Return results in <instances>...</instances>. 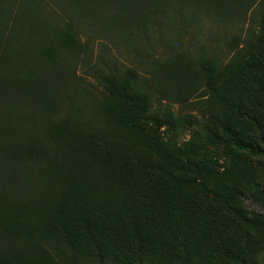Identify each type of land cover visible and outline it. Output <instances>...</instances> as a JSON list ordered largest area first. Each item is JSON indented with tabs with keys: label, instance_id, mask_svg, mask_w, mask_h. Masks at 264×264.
Wrapping results in <instances>:
<instances>
[{
	"label": "trees",
	"instance_id": "obj_1",
	"mask_svg": "<svg viewBox=\"0 0 264 264\" xmlns=\"http://www.w3.org/2000/svg\"><path fill=\"white\" fill-rule=\"evenodd\" d=\"M259 2L264 4V0H0V264H25L29 258H40L43 264H154L148 241L168 259L173 256L166 248L176 252L173 243L181 246L182 241L167 222L175 204L170 197L173 183L180 175L185 183L198 185L211 171L197 160L192 145L180 151L162 143L157 133L147 136L143 124L147 96L139 74L106 61L104 48L93 61L86 26L96 27L97 34L110 42L145 40L151 32L163 35L168 34L166 28H181L190 12L194 20L205 12L216 22H226ZM246 56L252 60L247 69L260 73V78L250 76L256 89L232 78L231 69L240 71ZM233 57L224 81L217 65L187 76L171 71L170 62H157L145 84L157 91H166L162 85L168 78L202 84L231 115L222 120L213 114L224 135L218 136L220 141L264 156V47L248 42ZM79 63L113 101L102 102L83 86ZM146 153L163 161L153 162ZM210 192L219 200L237 198V191L231 198L215 189ZM190 205L197 210L212 207L202 199ZM69 206L75 207L81 223L67 221L65 215L55 220L51 210ZM117 220L123 234L139 242L134 259L115 252L112 257L118 263H109L104 255L79 254L76 236L87 239L98 252L104 237L115 233L111 221ZM249 221L264 228V218ZM168 232L171 240L163 237Z\"/></svg>",
	"mask_w": 264,
	"mask_h": 264
},
{
	"label": "rangeland",
	"instance_id": "obj_2",
	"mask_svg": "<svg viewBox=\"0 0 264 264\" xmlns=\"http://www.w3.org/2000/svg\"><path fill=\"white\" fill-rule=\"evenodd\" d=\"M193 14L190 12L181 28H166L168 34L164 32L163 35L151 32L145 40L120 42L114 39L110 42L97 34L96 27L88 25L86 32L91 38L92 60H97L105 49L106 61H111L113 66L135 70L147 96L143 118L147 136L157 133L162 143L180 151L192 145L197 160L207 163L211 171V176L205 181L200 180L198 185L185 183L180 175L173 183L174 192L170 191V197H174L175 204L172 203V217L167 222L177 229V236L182 237L181 246L173 243L176 252L166 248L173 251V256L168 259V255L164 256L160 248L147 240L154 252V264L160 261L163 262L159 264H244V261L264 264V228L249 221L255 216L261 220L264 218V156L241 151L220 141L218 136L223 133L214 124L213 114L222 120L231 115L202 84L190 79L168 78L162 85L166 91H157L145 84L148 78L152 79L149 69L159 62H170L171 71L186 73L187 76L193 71H204L211 64L217 65L224 81L230 70L229 62L246 43L264 47V4L259 2L245 15L232 17L226 22H216L205 12H199L194 20ZM84 42L85 37H82ZM249 49L246 48V52ZM250 61L246 56L240 64V71L233 67L232 78L248 82L256 89V82L250 76L260 78V73L251 71V67L247 69ZM218 71L215 72L218 74ZM78 73L84 87L92 90L100 101L111 102L109 91L97 82L86 65L79 63ZM155 118L161 125L155 122ZM144 156L153 162L163 161L151 153ZM211 189L230 198L237 191V198L219 200L211 195ZM201 199L204 203L211 202L212 207L197 210L190 205ZM74 210L75 207L70 206L55 207L51 213L55 220L65 215L67 221L78 223ZM111 225L116 231L104 237L105 244L98 252L87 239L76 236L79 254L84 257L104 255L109 263V260L117 262L112 257L116 253L134 259L139 252V242L123 234L119 220L111 221ZM76 231L78 233V229ZM163 237L171 240L173 235L168 232ZM25 264H43V261L29 258Z\"/></svg>",
	"mask_w": 264,
	"mask_h": 264
}]
</instances>
